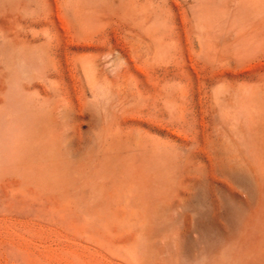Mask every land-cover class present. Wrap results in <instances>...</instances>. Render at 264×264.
<instances>
[{
	"label": "rangeland",
	"instance_id": "rangeland-1",
	"mask_svg": "<svg viewBox=\"0 0 264 264\" xmlns=\"http://www.w3.org/2000/svg\"><path fill=\"white\" fill-rule=\"evenodd\" d=\"M0 264H264V0H0Z\"/></svg>",
	"mask_w": 264,
	"mask_h": 264
}]
</instances>
